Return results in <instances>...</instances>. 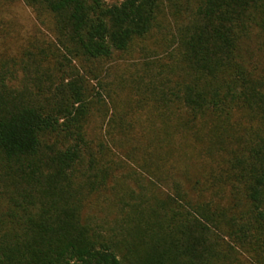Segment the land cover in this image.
Instances as JSON below:
<instances>
[{"label": "trees", "instance_id": "16d2710c", "mask_svg": "<svg viewBox=\"0 0 264 264\" xmlns=\"http://www.w3.org/2000/svg\"><path fill=\"white\" fill-rule=\"evenodd\" d=\"M21 1L0 264H264V0Z\"/></svg>", "mask_w": 264, "mask_h": 264}, {"label": "rangeland", "instance_id": "374dc122", "mask_svg": "<svg viewBox=\"0 0 264 264\" xmlns=\"http://www.w3.org/2000/svg\"><path fill=\"white\" fill-rule=\"evenodd\" d=\"M118 0H106L107 3H115ZM34 17L21 0H0V51L7 50L10 53L18 51L26 38L35 31ZM149 50L155 45L152 40L135 44L129 52L118 54L112 63V71L109 80L115 81L119 76L126 77L133 70V65L144 56L142 48ZM141 48V49H140ZM145 54H148L145 52ZM94 85V84H93ZM97 90V89H96ZM110 106L103 104L96 106L93 111L91 124L100 125L105 117L110 116ZM108 112V114H107Z\"/></svg>", "mask_w": 264, "mask_h": 264}]
</instances>
